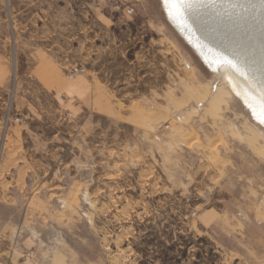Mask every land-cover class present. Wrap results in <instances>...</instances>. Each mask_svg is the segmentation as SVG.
<instances>
[{
  "label": "rangeland",
  "instance_id": "1",
  "mask_svg": "<svg viewBox=\"0 0 264 264\" xmlns=\"http://www.w3.org/2000/svg\"><path fill=\"white\" fill-rule=\"evenodd\" d=\"M108 1L115 19L132 9L135 25L156 32V87L108 118L83 113L75 124L63 110L47 169L34 176L60 183L55 193L89 195L47 202L39 220H25L20 203L13 264L59 254L61 264H264V125L173 27L162 0ZM33 2L0 0V163L7 138L31 121L25 99L45 114L53 103L27 74Z\"/></svg>",
  "mask_w": 264,
  "mask_h": 264
},
{
  "label": "crops",
  "instance_id": "2",
  "mask_svg": "<svg viewBox=\"0 0 264 264\" xmlns=\"http://www.w3.org/2000/svg\"><path fill=\"white\" fill-rule=\"evenodd\" d=\"M33 4L39 12L32 24L37 29L27 40L31 43L26 52L30 60L27 74L36 79L40 91L52 97L53 103L45 114L38 110L41 103L25 99L31 121L18 126L4 147L0 163V209L4 207L11 213L0 214V264H13L16 256L13 240L18 229L14 226L19 216L15 212L19 211L20 203L26 206L25 220L30 214L39 220L40 207L44 209L47 202L54 203L64 196L53 192L62 187L60 183L38 177L47 169L45 156L52 153L46 150V144L55 142L59 137L55 130L64 125L63 110L68 107L72 111L75 124L83 113L108 118L123 106H141L144 93L157 84L156 32L150 23L135 25L132 9L126 10L118 20L108 0H34ZM140 26H147L146 42L138 47L135 39L142 29ZM78 65L86 68V74L67 81L65 71ZM47 126H55L51 134H47ZM61 139L67 142L69 136ZM57 148L55 153H64V149ZM47 186L53 188L44 194ZM82 186V182L74 183L76 188ZM82 193L72 191L64 196V201L87 199L88 192ZM42 219H46L43 214ZM40 232L41 228L35 230L36 234ZM56 261L61 264L60 254L59 258L54 256L53 264Z\"/></svg>",
  "mask_w": 264,
  "mask_h": 264
},
{
  "label": "bare ground",
  "instance_id": "3",
  "mask_svg": "<svg viewBox=\"0 0 264 264\" xmlns=\"http://www.w3.org/2000/svg\"><path fill=\"white\" fill-rule=\"evenodd\" d=\"M164 2L212 70L264 125V0Z\"/></svg>",
  "mask_w": 264,
  "mask_h": 264
},
{
  "label": "water",
  "instance_id": "4",
  "mask_svg": "<svg viewBox=\"0 0 264 264\" xmlns=\"http://www.w3.org/2000/svg\"><path fill=\"white\" fill-rule=\"evenodd\" d=\"M162 3L164 5L165 8V12L167 14V17L169 19V21L171 22V24L173 25V27H175V29L180 33V35L186 40V42L194 49V51L196 52V54L202 59V61L212 70V68L210 67V65L208 64V62L204 59V57L202 56V54L200 53V51L197 49V47L193 44V42L191 40H193V38L191 36H189L186 32H184V27L181 26L180 22L178 21H174L172 20V18L169 16L167 9H166V3L164 2V0H162ZM191 37V38H190ZM191 39V40H190ZM213 71V70H212ZM251 111V110H250ZM252 113V111H251ZM253 114V113H252ZM253 116L255 117V115L253 114ZM256 118V117H255ZM257 119V118H256Z\"/></svg>",
  "mask_w": 264,
  "mask_h": 264
},
{
  "label": "built area",
  "instance_id": "5",
  "mask_svg": "<svg viewBox=\"0 0 264 264\" xmlns=\"http://www.w3.org/2000/svg\"><path fill=\"white\" fill-rule=\"evenodd\" d=\"M115 8L117 10L120 9V6L118 5H115ZM86 68L84 66H71L70 68H68L66 71H65V75L66 77L69 79V80H73L74 78H76L77 76H80V75H84L86 73Z\"/></svg>",
  "mask_w": 264,
  "mask_h": 264
}]
</instances>
